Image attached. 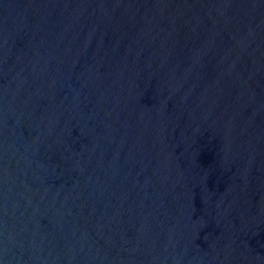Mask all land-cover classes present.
Here are the masks:
<instances>
[{
    "label": "water",
    "instance_id": "obj_1",
    "mask_svg": "<svg viewBox=\"0 0 264 264\" xmlns=\"http://www.w3.org/2000/svg\"><path fill=\"white\" fill-rule=\"evenodd\" d=\"M0 264H264V0H0Z\"/></svg>",
    "mask_w": 264,
    "mask_h": 264
}]
</instances>
